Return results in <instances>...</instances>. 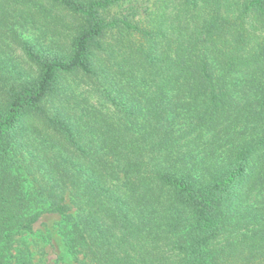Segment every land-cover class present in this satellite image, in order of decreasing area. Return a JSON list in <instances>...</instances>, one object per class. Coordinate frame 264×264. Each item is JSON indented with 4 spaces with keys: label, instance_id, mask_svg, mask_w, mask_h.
I'll list each match as a JSON object with an SVG mask.
<instances>
[{
    "label": "trees",
    "instance_id": "16d2710c",
    "mask_svg": "<svg viewBox=\"0 0 264 264\" xmlns=\"http://www.w3.org/2000/svg\"><path fill=\"white\" fill-rule=\"evenodd\" d=\"M45 213L78 264H264V0H0V264Z\"/></svg>",
    "mask_w": 264,
    "mask_h": 264
},
{
    "label": "rangeland",
    "instance_id": "374dc122",
    "mask_svg": "<svg viewBox=\"0 0 264 264\" xmlns=\"http://www.w3.org/2000/svg\"><path fill=\"white\" fill-rule=\"evenodd\" d=\"M23 35H31L29 31ZM61 216L59 214L45 213L34 224L35 233L28 234L25 239L28 243L39 242L32 246L34 261L41 264H78L74 255L69 251L60 232Z\"/></svg>",
    "mask_w": 264,
    "mask_h": 264
}]
</instances>
